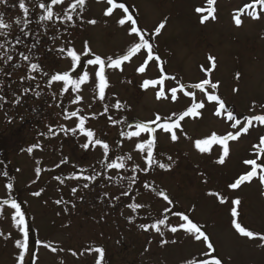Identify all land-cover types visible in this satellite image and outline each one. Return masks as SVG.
<instances>
[{"label": "rangeland", "instance_id": "374dc122", "mask_svg": "<svg viewBox=\"0 0 264 264\" xmlns=\"http://www.w3.org/2000/svg\"><path fill=\"white\" fill-rule=\"evenodd\" d=\"M40 2L53 7L52 20L40 19L44 15ZM250 2L216 0L217 18L201 23L210 8L207 0H115L129 7L138 26L149 34L145 38L153 44V54L161 59L150 61L141 74L136 69L147 59L146 50H141L123 64V71L106 69L108 87L103 101L98 96L95 76L98 66L88 65L87 58L82 57L80 67L72 73L74 78L83 70L90 73L91 79L80 91L69 88L63 92L64 83L53 82L50 77L70 71L73 63L67 51L82 53L85 42L104 58L126 54L138 38L128 35L127 24L119 25L118 20L125 15L121 9L106 16V9L111 7L107 0H86L75 12L70 11L75 0H63L55 6L51 0H25L29 8L25 18L19 0L0 4V13L11 24L6 47L12 56L11 61L0 60V264H19L22 252L16 241L23 240V231L16 225L12 200L21 205L29 226L24 264H186L190 259L208 258L204 256L203 241H194L183 230L170 232L171 226L183 222L177 212L189 215L202 227L216 249L213 255H218L223 264H264V241L240 236L231 216L232 201L239 198L242 203L236 222L264 234V184L257 177L239 189L228 187L251 170L244 160L259 162L264 158L253 147L264 136V125L254 121L248 133L230 141V155L223 165L216 162L222 154L221 145H211L207 153L195 148L198 139L209 138L212 133H235L244 126L232 128L234 122L227 119L226 112L217 117L214 113L218 103L208 101V94L219 95L241 121L264 115V19L253 20L245 13L241 27L233 20V14ZM201 7L205 12L197 13L195 9ZM66 15L73 19L68 21ZM89 20L97 22L90 24ZM164 21L165 28L155 36V27ZM4 42L5 37L0 36V43ZM62 48L64 52L59 51ZM21 53L29 55L30 60H23ZM208 55L217 58L210 78L219 87H209L207 93H202L187 86L208 78L201 68L209 67ZM31 63H39L41 70L32 71ZM161 63L164 73L160 72ZM237 72L241 74L239 80L235 78ZM161 75L175 76L176 80L166 79L163 86L141 87L144 80L159 79ZM177 81L186 85L185 91L195 93L194 100L182 92H178L177 101L156 99L161 87L170 97V89L178 87ZM77 95L82 100L73 103ZM117 100L122 104L120 110L113 107ZM201 101L205 103L201 116L186 117L175 129L177 141H171L170 133L157 129L154 156L160 163L171 164V168L153 165L146 172H133L135 165L147 167V153L136 145L149 137L142 134L129 140L121 132L134 130L131 126L146 123L156 114L161 115L162 122L169 116L175 121L192 103ZM77 109L88 117L86 129L109 144L107 156L99 145L81 147L88 138L79 132L78 119H65L66 111ZM61 126L77 128V132L65 134ZM34 145L38 147L28 153ZM129 155L132 159L125 161L124 169L106 167L118 162V157ZM38 167L39 175L35 172ZM5 171L7 176L3 175ZM94 173H100L96 180L83 179ZM131 177H135L134 183ZM9 183L11 189L7 188ZM86 183L87 188L83 186ZM73 188L77 189L75 194ZM36 191L41 192L39 197L33 195ZM160 192L173 203L169 205ZM211 192H218L227 202L220 203L218 197L209 195ZM5 200L9 203L4 204ZM57 200L62 203L57 204ZM131 203L142 207L133 211L128 207ZM159 219L167 220V225H161L163 236L154 228L145 231L140 227ZM165 240L167 243H163ZM52 247L57 250L53 252ZM96 248L104 250L102 259Z\"/></svg>", "mask_w": 264, "mask_h": 264}, {"label": "snow or ice", "instance_id": "6c2138e0", "mask_svg": "<svg viewBox=\"0 0 264 264\" xmlns=\"http://www.w3.org/2000/svg\"><path fill=\"white\" fill-rule=\"evenodd\" d=\"M52 5L55 6L57 4H62L63 0H51ZM7 3V0H0V4ZM86 3V0H75V3L71 4L70 11L75 12L78 7L83 6ZM107 3L111 5V7H108L105 11L106 16H111L113 14L114 9L119 8L123 11L125 14L122 18L118 20L119 25L124 26L128 25V28L126 31L128 32V35L132 36L135 35L138 38V42H134L131 44V46L128 48L126 54L118 57L113 58L112 56H108L106 58L102 57L99 54H96L92 51V49L88 46L87 42H85V48L82 53H79L75 49H71L67 51V56L71 58V61L73 63V67L70 71H65L63 73H56L50 77V79L53 82H63L64 88L63 92H68L69 88H71L73 91L78 92L81 90V86L85 83L89 82L91 79L90 73L87 70H83L82 74L77 73L76 78L73 77L72 73L76 72V69L80 67L81 60L83 58L86 59V63L90 66H98L95 71V76L98 78V96L101 101L105 99V90L108 87V79L106 76V69H119L120 71H123V64L125 62L131 61V59L136 56L138 53L141 52V50H146L147 52V59L136 69L137 72L143 74L146 71V68L148 66V63L150 61H160L159 55H154V47L153 44L149 42V39H146L145 37L149 35L146 31H144L141 27L138 26L137 18L130 12L129 7L125 5V3H115V0H107ZM216 3V0H207V4L210 6L208 10V15H204L201 18V23H205L211 18L212 20H215L216 17V9L214 7ZM39 8H41L44 12V15H41L40 19L42 21H50L54 17V11L53 7H49L44 2L39 3ZM19 8L23 11L25 18L28 16L29 8L26 7L25 0H19ZM257 8L260 9V11H257ZM195 11L197 13H203L205 12L204 8H196ZM247 14L251 19L253 20H260L264 19V0H251L250 3L244 5L243 8L238 9L233 14V20L237 27H241L243 25L242 16L244 14ZM68 21H71L73 19L72 15H66L65 17ZM17 23H20V20L17 19ZM90 24H96V20H89ZM166 21L161 22L158 24V26L154 29V35L159 36L161 33V30L165 28ZM10 29L11 24H9L4 19V14L0 13V36L5 37V42L0 43V50H3V54L0 55V60H4L5 62L11 61L12 56L8 54V49L6 45L10 43V41L7 40V37L10 35ZM17 43H20L19 40L16 41ZM31 51V49H29ZM59 51L64 52L65 49H60ZM25 61L30 60V56L26 55L24 53L20 54ZM94 57V58H93ZM6 58V59H5ZM207 60L209 61V67L204 68L201 66L202 70L207 74L208 78L203 79L199 83H194L190 86L194 89L200 90L202 93H207L208 88L211 89H217L219 87L218 82L214 83L211 80V73L215 70L217 66V58L213 55H208ZM32 71H38L41 70V66L39 63H31L30 64ZM165 69L161 63L160 65V72L164 73ZM44 75H47V73H44ZM240 73L237 72L235 75V78L237 80L240 79ZM31 79H35V77H31ZM166 79H172L176 80L175 76L167 77L165 75H161L159 79H146L143 81L141 87L144 89H147L149 86H156L161 85L163 86ZM178 87H172L170 89V97L165 94V91L163 87L160 88L159 91L156 93V99H171V101H177L178 100V92H182L185 96H190L195 99V93L185 91L186 85L180 83L177 81ZM234 91H239V89H234ZM39 95V93H37ZM80 100H82V97L77 95L75 99L72 101L73 103H78ZM208 101H215L218 103V109L215 111V115L217 117L221 116L222 112L227 113V119L229 121H233L234 123L231 125L232 128L236 129L240 125H244L243 127H240L235 133L228 132L224 135H217L216 133H212L209 138L204 139H198L195 141V148L198 149L201 153H207L210 151V146L214 144H218L222 146V154L219 156L218 160L216 161L218 164L223 165L226 162V158L230 155V148H229V142L230 141H237L239 140L240 136L242 134H246L249 132V128L253 125L254 121H258L260 124L264 125V115H252L245 117V121H241L237 118L236 115L233 114L232 111L227 109L226 103L219 95L216 94H208L207 95ZM113 107L117 110H120L122 108V104L119 100L116 101V103L113 105ZM255 107V105H253ZM205 108V103L203 101L199 103H192L190 107H188L186 110H184L178 118L173 121L172 117L169 116L167 118H163L159 114H156L154 119L148 121V122H140L136 123L134 126V130L131 131H122L121 135L127 137L129 140H132L133 138H139L142 134H148V137L143 142H140L136 145L137 149L141 152H146V163L147 167L140 168L139 165H135L132 169L133 172H135L137 169L140 171H148L153 165H158L159 168L169 170L171 168V164H165L160 163L156 160L154 156V150L157 145V129L162 130L164 133H170V139L171 141L175 142L178 140V136L176 134L175 129L180 127V122L183 121L186 117H199L201 116L202 109ZM105 112L108 111V106L105 105ZM80 109H77L75 111L71 112H65V119H71V118H77L78 119V130L80 133L84 134L88 139L87 142L81 145L82 148L88 149L90 145H99L103 148L105 156H107L109 152V144L107 142H104L103 140L99 138H95V132L91 129H86L85 124L88 120L87 116L80 114ZM175 115V113L173 114ZM111 120V117H109ZM113 123H117V121H112ZM155 125V127H153ZM61 130L67 134L68 132H71L73 135L76 134L77 128H67L64 126H61ZM49 131H52L51 127L49 128ZM38 147V145H34L32 147H29L27 149L28 153H32L34 148ZM254 148H258L259 154L261 156H264V136L260 137L259 143L257 145L253 146ZM118 162H112L108 163L106 165L109 169H124L126 167L125 161L131 160L132 157L129 155L127 157L121 156L118 157ZM167 159L169 161L172 160L171 156H168ZM64 161H62L63 163ZM39 163V162H38ZM245 165L251 166V170L246 171L244 174H241L234 180V182L230 183L228 187L230 189L236 190L239 189L243 184L246 182L251 183V181L254 178L259 179L261 184H264V163H258L257 159H246L243 161ZM19 171V169H17ZM82 172L84 170H81ZM35 172L37 175L40 174L41 169L38 167L35 169ZM3 175L7 176L8 173L5 171ZM100 175V173H94L91 176H84L83 179L85 180H96L97 176ZM74 178L79 179V176H76ZM111 178V177H110ZM132 183L135 182V177L130 178ZM85 188H87L89 185L86 183L83 185ZM13 185L11 183L7 184V188L11 189ZM77 191L76 188L72 189V193L75 194ZM127 195L128 193H124ZM34 196L39 197L41 195L40 191H36L33 193ZM159 195L163 196V199L167 201L169 205L173 203L172 199L169 198V196L163 192H160ZM209 195L216 196L219 199L220 203H226V199L221 196L218 192H211ZM118 199V197H117ZM4 204H8L9 201L5 200L3 202ZM57 204L62 203L61 200L56 201ZM233 207L231 208V216L234 218L233 225L235 231L242 237L248 238V239H256L259 238L261 241H264V234H258L254 233L251 230H247L245 227L241 225V223L236 222L235 218L239 216L238 207L241 205V200L239 198H236L232 201ZM75 207V205H73ZM129 208H131L133 211L139 209L142 207L139 203H131L128 205ZM11 208L15 210V221L17 227L21 228L23 231V240H17L16 246L18 249H21L22 252L19 255V264H24V253L28 250V237H29V226L25 220V213L21 210V205L17 203L15 200L11 201ZM67 211V209H65ZM166 211H170V209H166ZM176 215L180 217V219L183 221L177 226H171L170 232L176 233L180 230L185 231L187 234L192 236L194 241L201 242L203 241L206 245V251L204 252V256L208 257L202 260H193L190 259L186 261V264H223L222 259L218 255H213V253L216 252V249L214 247V244L212 240L210 239L209 235L206 234L204 230H202V227L194 222L189 215L179 213L177 212ZM161 225H167L166 219H159L155 224L152 225H140L141 228H143L145 231H147L149 228H154L157 233H159L161 236L164 235V233L161 231ZM2 235V233H0ZM163 243H167V241H163ZM175 243V241H173ZM264 247V244L261 245ZM51 250L55 252L57 249L55 247H52ZM94 251L98 252L100 254L101 259L104 255V250L102 248H96ZM75 255V253H73ZM99 264V262H98Z\"/></svg>", "mask_w": 264, "mask_h": 264}, {"label": "flooded vegetation", "instance_id": "af4514ba", "mask_svg": "<svg viewBox=\"0 0 264 264\" xmlns=\"http://www.w3.org/2000/svg\"><path fill=\"white\" fill-rule=\"evenodd\" d=\"M258 163H264V158H261Z\"/></svg>", "mask_w": 264, "mask_h": 264}]
</instances>
